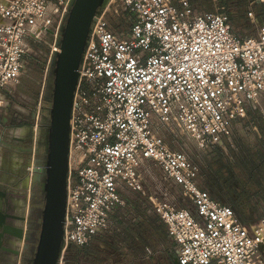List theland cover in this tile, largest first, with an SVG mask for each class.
<instances>
[{
	"label": "built area",
	"instance_id": "1",
	"mask_svg": "<svg viewBox=\"0 0 264 264\" xmlns=\"http://www.w3.org/2000/svg\"><path fill=\"white\" fill-rule=\"evenodd\" d=\"M71 1L0 0V91L20 82L34 44L47 45L30 177L42 154L35 152L41 99ZM256 1L264 5L251 0L249 6ZM248 15L258 22L252 11ZM115 17L122 18L119 26ZM78 73L58 264L69 246L83 248L103 234L119 236V264H131L121 226L142 216L123 197L126 190L139 193L143 213L165 225L178 264H264V211L243 224L201 186L199 165L162 136L179 131L208 149L230 136L247 107L260 108L264 24L243 35L232 27L226 6L208 11L189 0H108L93 17ZM261 114L264 119V109ZM152 167L160 176H150L146 194ZM30 192L29 183L27 197ZM153 253L145 247L144 258Z\"/></svg>",
	"mask_w": 264,
	"mask_h": 264
},
{
	"label": "water",
	"instance_id": "2",
	"mask_svg": "<svg viewBox=\"0 0 264 264\" xmlns=\"http://www.w3.org/2000/svg\"><path fill=\"white\" fill-rule=\"evenodd\" d=\"M107 1L72 0L70 3L60 28L58 51L54 53L46 84V87L50 85V105L46 114L44 108L41 109V128L38 127L36 132V144L42 146V154L34 159L30 177L31 199L35 190L41 195L42 203L36 242L34 246L28 243V217L9 213L7 190L0 185V264H9L6 253L19 257L28 248L30 257L27 264H58L63 247L70 118L78 69L93 17ZM35 115L36 112L33 111L32 121L27 123L30 130L28 152L32 151ZM38 151L39 148L36 147L35 152ZM31 199L28 214L31 211ZM11 220H19L23 225L16 226ZM13 240L18 242L14 247ZM20 242L22 249L19 247ZM174 260L176 263V257Z\"/></svg>",
	"mask_w": 264,
	"mask_h": 264
},
{
	"label": "crops",
	"instance_id": "3",
	"mask_svg": "<svg viewBox=\"0 0 264 264\" xmlns=\"http://www.w3.org/2000/svg\"><path fill=\"white\" fill-rule=\"evenodd\" d=\"M261 24H264V21ZM237 32L254 35L257 30L253 33L249 30ZM32 110L31 104L22 99H0V185L7 190L9 213L18 216H26V200L16 191V187L22 177L30 145V130L27 123L32 121ZM248 129L254 130L258 143L264 147V119L253 113L250 107L246 108L245 117L233 121L229 137L236 139ZM227 139L224 138L222 142L226 143ZM238 143L240 147L245 144ZM259 154L263 157L256 160L250 159L242 152L236 154L233 161L224 158L220 161L215 176L216 191L220 200L230 205L239 220L247 226L256 222L264 211V152ZM127 201L137 212H141L144 199L136 197ZM11 222L16 226L23 225L19 220ZM121 228L127 233L131 264H178L177 259L175 263V255L169 251L172 242L167 236L166 227L154 214L135 224H122ZM118 240V235L95 236L87 247L88 249L91 247V252L85 257L82 256L78 264H106L110 259L113 264H119L120 259L116 250ZM17 244L18 242L13 240L12 246ZM19 247L22 249V242ZM145 247H150L154 252L148 259L144 258ZM261 252L264 256V246L261 247ZM6 256L9 257V264L13 261L14 264L15 262L20 264V256L15 257L7 253ZM23 262L28 263L27 256Z\"/></svg>",
	"mask_w": 264,
	"mask_h": 264
},
{
	"label": "rangeland",
	"instance_id": "4",
	"mask_svg": "<svg viewBox=\"0 0 264 264\" xmlns=\"http://www.w3.org/2000/svg\"><path fill=\"white\" fill-rule=\"evenodd\" d=\"M226 1L227 0H189V2L193 5V8H195L196 10L215 11L218 10L221 6L227 5L229 9L235 10L236 0H228L229 2L227 4L225 3ZM258 2L263 4L261 1ZM252 5L249 6L248 2V5H246L247 9L253 7ZM252 13L256 19L255 13L253 11ZM113 21L117 26H119L121 24L122 18L115 17ZM259 26L260 24H257L255 29L257 30ZM234 29L240 32H242L243 30L248 31L247 29H242L239 26H234ZM46 52L47 45L45 43L34 44L33 52L25 59L26 62L20 78V82L14 87H10L9 91H0V99H22L25 102L31 104V108L33 109L32 111L36 110L41 92H43L42 86L44 79L43 76ZM260 99V108L252 109V112L262 117L261 109H264V94L261 95ZM41 103H43L42 99ZM1 104H4V102H1ZM162 136L172 148L184 150L190 156V158L199 165V181L201 186H203L205 182L208 183V181L214 180V169L217 168L218 165H220V161H223L224 158L233 161L235 159V155L242 152L250 159L256 160L261 159L263 156H261L259 153L264 152V147L262 146V144L258 143L259 140L256 139L254 130L249 129L246 130L245 133H242L241 136H237L236 139H234L233 137H228V139L225 140L226 143L223 141L222 143L216 144L208 149H202L191 137H189L185 133H180L179 131L175 134H168L166 131H163ZM238 142H244L245 144L240 147ZM31 157L32 152H28L26 157V164L22 172V177L18 183L19 185H17L16 187V191L26 200L25 214L27 215H30V213L28 214V210L30 207L29 203L32 193L31 187L30 195L29 197H27V188L30 183V175L27 171V167L29 166ZM152 169L153 172H151L149 176H146L147 181H145L144 183L146 194L150 193L153 187L150 176H160V171L158 169H156L155 167H152ZM123 197H125V199L131 200L136 199V197L142 199L139 193L129 190L123 192ZM26 217H28L29 219V216ZM29 228L30 225L28 226V230ZM31 235L36 239V235H34V233ZM27 250L28 249L23 250V254L20 255V264H24L23 260L24 257H26L25 255ZM92 253L94 254V252Z\"/></svg>",
	"mask_w": 264,
	"mask_h": 264
},
{
	"label": "trees",
	"instance_id": "5",
	"mask_svg": "<svg viewBox=\"0 0 264 264\" xmlns=\"http://www.w3.org/2000/svg\"><path fill=\"white\" fill-rule=\"evenodd\" d=\"M250 1L251 0H236L235 10L229 9V7L227 5L226 11H227V14L229 17V21L233 27L239 26L242 29L243 28L247 29L250 31V33H253L256 30L255 29L256 25L261 24L263 22L264 6H263V4L256 1L252 5L253 7H251L250 9H247L246 5H248V2H250ZM228 2L229 1L227 0L225 3L227 4ZM249 11H253L255 13V16L258 20L257 23H252L250 21V17L248 15ZM49 91H50V85L48 84V86L46 87V92L44 94V99H43L44 110H47L49 105H50ZM216 172H217V168L214 169V180L208 181V183L205 182V184L202 187L206 188L212 197L221 201L219 196H218V192L216 191L217 190V183H216V177H215ZM41 205H42L41 195L37 191L34 190V194H33V197L31 199V211H30V215H29L30 228H29V235H28V243L30 244V246H34V244L36 242L35 237L33 238L31 234L34 233V235H36V237H37L38 229H39V226H38L39 225V209H40ZM138 213L141 214L142 218L135 223H138L140 221L148 219L150 216V215H145L143 213L142 209H141V212H138ZM31 217H32V219H31ZM126 223H129V222H126ZM135 223H132V224H135ZM122 224H125V223H122ZM125 234L126 235L124 237L125 238L124 240H125L126 245H127L128 237H127L126 232H125ZM90 244H91V242H90ZM90 244L83 247V248H80V249L73 247V246H69L65 252V255H64L65 256L64 264H78V261L82 256L85 257V256L89 255V253L91 252L90 251L91 247H90V249L87 248L90 246ZM117 244H118V242L116 243L117 256L120 259V253H119V248H118ZM129 254H130V252H129ZM26 256L28 257V261H29L30 248H28V250L26 251ZM130 256H131V254H130ZM106 264H108V262H106Z\"/></svg>",
	"mask_w": 264,
	"mask_h": 264
},
{
	"label": "flooded vegetation",
	"instance_id": "6",
	"mask_svg": "<svg viewBox=\"0 0 264 264\" xmlns=\"http://www.w3.org/2000/svg\"><path fill=\"white\" fill-rule=\"evenodd\" d=\"M43 99H44V97H43ZM43 108H44V104H43ZM44 114H46V112H47V110H44ZM39 152H42V146H39Z\"/></svg>",
	"mask_w": 264,
	"mask_h": 264
}]
</instances>
